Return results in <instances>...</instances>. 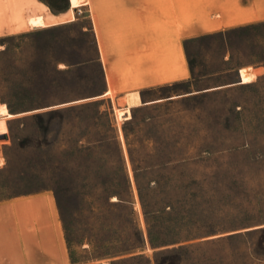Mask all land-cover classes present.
<instances>
[{"label": "rangeland", "instance_id": "rangeland-1", "mask_svg": "<svg viewBox=\"0 0 264 264\" xmlns=\"http://www.w3.org/2000/svg\"><path fill=\"white\" fill-rule=\"evenodd\" d=\"M82 2L0 40V204L53 194L74 264H264V24L191 33L185 0Z\"/></svg>", "mask_w": 264, "mask_h": 264}, {"label": "crops", "instance_id": "crops-1", "mask_svg": "<svg viewBox=\"0 0 264 264\" xmlns=\"http://www.w3.org/2000/svg\"><path fill=\"white\" fill-rule=\"evenodd\" d=\"M199 5L203 13L210 15L211 20L189 24V18L193 17ZM67 6L66 10L56 12L45 0H0V40L67 23L65 19L69 17L63 14L68 9L67 14L70 12L72 16L68 22H73L78 13L88 11L87 4L82 0H68ZM184 7L188 24L186 31L191 33H221L264 24V0H201L200 3L197 0H185ZM142 9L141 16L147 15L145 7ZM89 13L90 28L97 38L103 76L110 88L113 76L111 61L105 49L106 35L102 23L104 10L94 9L91 4ZM154 13L161 14V11L155 7ZM61 18L64 21H60ZM189 74L185 63L181 73L155 85L184 80ZM111 92L108 91L104 96ZM134 97H141L140 93H130L125 100ZM119 111L124 114V109H117L120 118ZM0 217V264H74L67 253L63 226L53 194L31 195L0 204Z\"/></svg>", "mask_w": 264, "mask_h": 264}, {"label": "trees", "instance_id": "trees-1", "mask_svg": "<svg viewBox=\"0 0 264 264\" xmlns=\"http://www.w3.org/2000/svg\"><path fill=\"white\" fill-rule=\"evenodd\" d=\"M47 3H49V2H47ZM49 5H51L50 3H49ZM51 7H52V5H51ZM250 27H252V26H250ZM250 27H245V28H240V29H235V30H231V31H242V30H246V29H248V28H250ZM102 74H103V72H102ZM143 96H144V94H143ZM10 109V111H12V109L11 108H9ZM117 198H118V201H117V203L118 204H125L127 201L123 198V197H121V196H117ZM141 206H142V208H143V210H144V205H143V200H142V197H141ZM134 249H132V248H130V249H128L127 251L128 252H132ZM136 257H139V256H134V257H132V258H136Z\"/></svg>", "mask_w": 264, "mask_h": 264}, {"label": "bare ground", "instance_id": "bare-ground-1", "mask_svg": "<svg viewBox=\"0 0 264 264\" xmlns=\"http://www.w3.org/2000/svg\"><path fill=\"white\" fill-rule=\"evenodd\" d=\"M124 104H126V100H125V103Z\"/></svg>", "mask_w": 264, "mask_h": 264}]
</instances>
